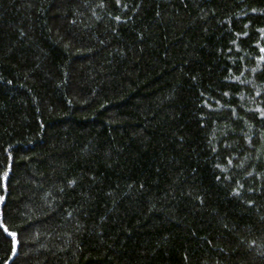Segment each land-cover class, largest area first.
<instances>
[{"label":"trees","instance_id":"16d2710c","mask_svg":"<svg viewBox=\"0 0 264 264\" xmlns=\"http://www.w3.org/2000/svg\"><path fill=\"white\" fill-rule=\"evenodd\" d=\"M0 264H264V0H0Z\"/></svg>","mask_w":264,"mask_h":264},{"label":"snow or ice","instance_id":"6c2138e0","mask_svg":"<svg viewBox=\"0 0 264 264\" xmlns=\"http://www.w3.org/2000/svg\"><path fill=\"white\" fill-rule=\"evenodd\" d=\"M5 175H7V173H5ZM5 231H7V229H5ZM9 235L15 237L16 234L15 233H9Z\"/></svg>","mask_w":264,"mask_h":264}]
</instances>
